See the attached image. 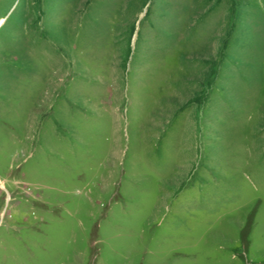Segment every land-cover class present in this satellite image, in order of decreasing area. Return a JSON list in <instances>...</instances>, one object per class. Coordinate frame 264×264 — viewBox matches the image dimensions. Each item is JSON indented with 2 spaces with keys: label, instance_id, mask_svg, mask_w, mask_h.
<instances>
[{
  "label": "rangeland",
  "instance_id": "1",
  "mask_svg": "<svg viewBox=\"0 0 264 264\" xmlns=\"http://www.w3.org/2000/svg\"><path fill=\"white\" fill-rule=\"evenodd\" d=\"M0 264H264V0H0Z\"/></svg>",
  "mask_w": 264,
  "mask_h": 264
}]
</instances>
